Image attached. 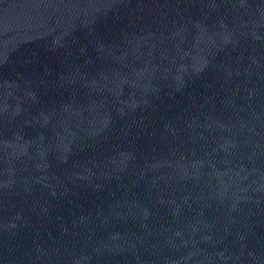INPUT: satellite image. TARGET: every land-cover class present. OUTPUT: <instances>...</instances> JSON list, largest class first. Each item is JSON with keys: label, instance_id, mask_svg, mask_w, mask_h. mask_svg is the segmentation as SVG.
I'll list each match as a JSON object with an SVG mask.
<instances>
[{"label": "water", "instance_id": "water-1", "mask_svg": "<svg viewBox=\"0 0 264 264\" xmlns=\"http://www.w3.org/2000/svg\"><path fill=\"white\" fill-rule=\"evenodd\" d=\"M0 264H264V0H0Z\"/></svg>", "mask_w": 264, "mask_h": 264}]
</instances>
